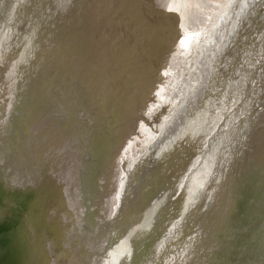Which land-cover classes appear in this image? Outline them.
I'll return each instance as SVG.
<instances>
[{
	"label": "bare ground",
	"instance_id": "6f19581e",
	"mask_svg": "<svg viewBox=\"0 0 264 264\" xmlns=\"http://www.w3.org/2000/svg\"><path fill=\"white\" fill-rule=\"evenodd\" d=\"M192 2L195 4L193 7ZM197 2V0H149L140 5L138 0H0V64L12 68L13 78L17 76L20 84L24 85L22 89L18 85L15 89L17 94L21 91L25 93L21 92L25 98L22 100L21 97L17 98L15 92L17 105L10 106L13 110L8 108L10 112L6 119L0 121L2 127L0 130H5L2 144H8V147L14 145L15 151L22 145L17 142L21 130V127L18 130L17 126H21L26 120L22 117L23 110H18V100L29 104L30 116L33 115L31 118H34L36 123L42 120L44 127H50L52 123L51 125L55 126L52 129H59V132L63 133L64 124L58 119L56 125H53L55 121L52 122V113L57 107L54 103L55 96L59 95L61 87L63 90L66 88L70 79L79 78L78 83L82 84L80 90L87 89V85L97 88L86 98L81 91L74 94L78 96V109L85 113V117L82 114L85 122L87 119L90 120L88 108L95 101H99L98 107L105 111L104 115L107 113L106 118H102L103 121L107 122L110 116L112 120L115 118L117 122H121L116 130L111 132L108 129L110 134H114L113 142L109 141L107 133L103 132L101 135L97 132L95 122V126L89 128V137L83 144L81 137L79 138L80 126H77L79 132L76 131L75 137H78V149L76 146L75 151L71 152L69 146L65 147V161L68 164L65 163L61 175V179L66 182L64 192L66 199L63 197V200L70 210L67 212L70 218L65 215L58 226L50 225L43 228L39 217L33 215L28 208L25 209L28 200L35 204L36 197L26 195L25 185L20 188L13 186L11 178L14 173L6 174L0 162V199H3L0 200V264H55L58 259L60 260L59 250L62 251L63 246L67 248L69 264H159L164 254L168 255V251L174 248L173 244L179 249L183 248L185 264H264V83L260 82L264 79V76L261 77L264 74L262 63L261 70L258 69L255 73L256 77L261 78H258L256 85H252V93L247 92L241 98L242 113L239 118L242 121L247 115L244 120L245 128L239 131L236 125L231 129L230 137L215 147L217 150L225 143L230 146V150L225 153L228 165L223 168L219 181H215L216 177L211 173L213 171L209 172L206 167L203 168L204 171H200L202 169L197 166L198 161H204L200 156L203 154L201 144L198 149L200 155L197 152L198 159H195V167H192L198 168L196 171L199 174L193 172V169L192 173L180 170L185 162L184 158L192 159L193 145L182 148L177 156L170 152L174 162L169 164L170 176L163 178V186L167 184V188L172 190L176 182L180 185L176 195L166 200L171 202L167 208L169 212H162L164 218H169L165 229L166 223L163 222V226H160L159 219L152 220L153 210L151 205L147 204V200L151 198L149 180L157 175L158 171L145 173L142 176L144 180L129 200L126 192L131 182L130 176L137 166L134 159H128L126 167L128 171L123 175V189L116 197L118 199V206L114 212L116 219L108 222L115 199L114 170L117 169L118 159L116 162L114 154L107 157V147L112 144L118 146L121 137L124 134L126 136L130 114L128 108L133 93L129 91L124 94L126 89H123L122 84L129 81L133 84L130 89L136 87L137 93L134 94L138 106H144L145 109V97L150 85L153 83L154 88L158 87L160 69L163 62L165 64L169 61L171 53L164 51L168 52L171 46L176 44V39H180L174 34V27L183 25L184 21L193 15L197 9ZM116 12L124 17L114 23L113 17L116 16L114 15ZM63 16L66 17L68 25L62 22ZM55 19L60 21L61 26ZM117 25L123 32L126 31L124 36L119 30L115 31L114 27ZM75 27L78 29V37H75L74 32L77 31ZM91 27L95 30H91ZM16 31L18 34L14 37L12 32L16 34ZM117 39L120 45L123 44L124 50L126 49L125 51L119 49L118 56L110 48L111 41ZM12 44L14 51L11 50ZM154 47L159 52L152 53ZM127 53L131 54V62L135 65L134 74L130 79L129 75L126 78L128 64L124 67L125 59L127 61L128 58V55H125ZM99 60L102 61L100 65ZM112 72L121 76V87L117 86L115 80L112 83ZM213 78L212 76L210 85H214ZM220 81L221 79H218L215 83L220 84ZM74 83L75 81H72L69 86L72 87ZM250 83L246 82L243 87ZM117 87L122 88V99L114 97ZM30 88L32 91H29ZM225 90L230 92L229 88ZM73 104L72 102V106H75ZM75 108H72L73 111L69 113L67 121L72 120ZM255 108L258 112L255 113V118H251ZM133 113L137 112L133 110ZM190 114L191 111L188 112L189 116ZM71 125H68L70 130ZM99 126L101 128L102 124ZM134 127H138V130L143 129L140 123ZM59 132L53 137L57 143ZM39 142V140L32 142L31 154L43 146V143ZM241 142L245 145V151H240ZM63 144L65 146L64 141ZM116 151L115 149V154ZM18 153H13V156H17ZM87 155L90 157L88 161L93 160L92 164L98 170L93 181L87 176L81 178L79 173L76 174L81 165L80 159L84 160ZM161 155V157L164 155L162 151ZM165 157L167 158L168 154L163 159ZM139 161L140 158L137 162ZM105 164V169L108 170L106 174L100 171ZM158 164L159 168L169 166L168 164L165 166L164 162ZM74 174L75 180L72 178ZM206 174L211 175L208 180ZM192 177H196V181H192ZM3 182L14 193H10ZM78 184H81L80 188H76ZM140 186L143 187L142 190ZM144 189H147V192ZM207 190L209 192H206ZM32 195L39 196L37 193ZM208 195L211 200L207 206ZM12 205L17 206L15 210H12ZM158 208L157 206L155 211ZM163 215L159 216L160 219ZM68 222L71 225H65ZM188 227L190 230L191 227L195 228L193 234L196 232L198 234L202 229L204 234L199 247L204 253L200 257L195 256L190 262V240L186 237ZM68 238L70 240L67 243ZM76 240L79 241V246L73 243ZM43 244L48 248V255ZM184 248L188 249V253Z\"/></svg>",
	"mask_w": 264,
	"mask_h": 264
},
{
	"label": "rangeland",
	"instance_id": "374dc122",
	"mask_svg": "<svg viewBox=\"0 0 264 264\" xmlns=\"http://www.w3.org/2000/svg\"><path fill=\"white\" fill-rule=\"evenodd\" d=\"M148 1L149 0H138V3L144 5ZM197 1V9L194 11L193 15L186 19L183 25L181 24L174 27V34L178 36V38L180 37V39H176V44L171 46L172 48L168 52L163 50L164 53H171L168 57L169 61L167 63L165 62V64L163 62L162 68L160 69L161 77L158 87L154 88L153 83L150 85L152 89L150 87L146 94L145 109L144 106H138L134 94L136 92V87L130 89L133 84L129 83V81L122 84L123 89H126L124 94L129 91L133 93L131 94L130 107L128 108L130 114L126 127V136L124 134L121 137L118 146H113L111 143L112 145L107 147L108 150L106 149L108 152L107 157L114 154V157H116L115 160L118 159L117 169L114 170V174L116 173L115 199L113 198L112 213L108 218V222L116 218V213L114 214L118 206V199H116V197L117 194L122 192L123 175L128 171L126 167L127 161L129 160L134 159V161H136L135 166H137L135 172L130 176L131 182L126 192L129 200L132 198L134 191L137 190V187H139L144 180L142 176H144L145 173L158 171L157 175L149 180V185L151 184L149 188L151 198L147 200V204H150L151 210H153L152 220L159 219L158 221H161L160 226H163V222L166 223L165 229H167V220L169 218H164V213L162 212L168 211V204L171 202L166 200L176 195L180 185L179 182H176L172 190L167 188V184L163 186V178H167L168 175L170 176L171 166L169 164L174 162L170 152L177 156L180 154L182 148L193 145L194 152L192 159L190 160L188 158L187 167L185 166L187 169L186 172H192L193 170H199L198 168H194L191 171L192 167H195V159H198L197 155L200 153L198 149L201 144V147H203L201 149L203 154L199 155L201 156V160L204 159V161L202 160L204 163L202 165V161H198L197 166L202 170L206 167L209 172L213 171L211 172L212 174L222 171L220 168L222 163L218 157L214 155L215 152L217 154L215 147L219 145L218 143L220 141H225L227 137L230 136L231 129L241 122L239 118L240 113H237V110H239L240 103H242L241 98L243 97H241V95L244 92L243 84L246 82V79H248L249 83L251 82L250 80L253 79V76L251 77L249 75V77H247L244 71L249 70L248 72L255 75L258 69L261 70V63L264 65V0ZM194 5V2H192L191 7ZM114 15H116L115 17L112 16L114 18V23L124 17L117 12ZM56 19L55 21L61 26L60 21ZM62 22H66V17L63 16ZM123 25L125 26V23ZM114 28L116 29L115 31L119 30L123 36L126 34V31L123 32L118 25ZM98 29L99 26L94 30L97 32ZM91 30H93V27H91ZM74 33L75 37H78V29ZM12 34L15 37L18 32L16 31V34L12 32ZM119 43L120 41L117 39V41H111L110 44V48L117 56L119 49L124 50L123 44L121 43L120 45ZM13 45L14 44L11 45L12 51L15 49ZM125 46L127 47L128 45L125 44ZM155 48L156 47H154V49ZM154 52L157 53L159 50H152V53ZM125 55H128V53ZM130 57L131 54L128 55L127 61L125 59L126 63L124 64V67L128 64V71L126 72V78L129 75L128 79L134 74L135 67ZM100 60L99 65L102 62ZM110 65H112V62ZM124 71L126 70L124 69ZM112 74V83L115 80L117 86L121 87L122 80L119 73L112 72ZM18 75L20 76V74ZM13 76L14 73L12 68L9 69L7 65L0 64V121L6 119L10 112L8 108L13 110V104L17 105V100L15 99L17 91L15 89L18 88V85H20L21 89L24 87L23 84H20V80L17 79V76L16 78H13ZM212 76L214 77L213 81L215 79L214 85H210V82L212 83ZM79 77L81 78V76ZM78 79H70L66 88L63 90L61 87L59 95L55 96L56 100L54 103L55 105L57 104V107L52 113V122L55 121L53 125H56L59 119L60 123L64 124L62 128H65V131L63 133H60L59 129H52V127H55L51 125L52 123H50V127H44L42 120L36 123L34 118H31L33 115L30 116L31 111L28 109L29 104H25L24 101L20 102V100H18V110H23L22 117L23 120H26L21 126H17L18 130L19 127H21V130H19L20 137L17 142L22 143V145L15 151L13 144V147H8V144H2V136L3 133L5 134V130H0L1 167L6 174L14 173L11 178V184L13 186L20 188L25 185L27 187L26 195L36 197L37 201L35 204L28 200L25 209L28 208L29 211H32L33 215L39 217L40 221H42L40 224L43 225V228L49 227L50 225L58 226V223H61V219L63 220L65 215L67 218H70L69 213H67L70 210H68L69 208L66 206L65 200H63V197L66 199V196H64L66 182L61 179V175L63 174L65 163L68 164L65 161V147L69 146V148H71L69 151L71 152L75 151L76 146L78 149V137H75V134H77L76 131L79 132L77 126H80L81 130L79 138L81 137L83 144H85L86 139L89 137V128H93L95 122L97 123V132L101 135L103 132L107 133V135H109V141L111 142H113L112 138L114 134H110L109 130H111V132L116 130L117 125L121 123L117 122L115 118L112 120L110 116L107 122L103 121L102 118H106L107 113L104 115L105 111L98 107L99 101H95L91 104V107L88 108L90 120L88 121L87 119L85 122L86 119L84 120L83 118L85 113L78 109V96L76 97L74 94L77 91H81L86 98L91 96L92 90H96L97 88L95 89V87L87 85V89L83 88L80 90L79 88L80 86L82 88V84L80 83L79 85ZM218 79H221L220 84L215 83ZM72 81H75V83L70 87L69 85ZM262 81L264 83V79ZM239 82L241 85H239ZM224 87L229 88L230 92H227ZM249 87L252 89V83H250ZM29 91H32V89L30 88ZM250 91L251 90L248 92ZM21 92L24 93L23 91ZM21 92H18L19 95L17 94V98L21 97L22 100H25ZM122 92V88L118 89L117 87L114 97L122 99ZM234 93L237 95L235 96ZM72 102L76 108L72 106ZM72 108H75L72 120L67 121L66 119H69V113L73 111ZM133 110L137 113H133ZM190 111L191 114L189 116L188 112ZM235 113H237V115H235ZM38 114H40V112H38ZM76 114L77 116L75 117ZM28 115L30 118H28ZM185 116L187 117L186 119ZM91 120L93 121L90 122ZM84 123L85 125H83ZM137 123H140V127L143 126V129H141L143 132L138 130V127H134ZM69 124H72L71 130L68 127ZM101 124L102 126L100 128L99 125ZM243 125L244 123L240 126L239 131L243 130ZM187 127H189V130H187ZM0 128L2 127L0 126ZM56 132H59L60 135L59 143L53 138L54 135L56 136ZM9 139L11 140L10 136ZM38 140L43 143V146L41 148L39 147V150L31 154L30 146L32 148V144ZM62 141H64L65 146L64 144L62 145ZM115 149L117 150V154H115ZM14 151L19 152L17 156H13V153H15ZM161 151L164 154L163 157H161ZM167 154L168 157L163 159ZM89 158L87 155L84 160L80 159L81 165L76 174L79 173L81 178L87 176V178L93 181L97 177L98 170L92 164L93 160L88 161ZM139 158L140 161L137 162ZM76 159L78 161V158ZM158 162H164L165 166L167 164L169 166L159 168ZM105 167L106 164L100 168V171L104 174L108 173ZM66 170H68V168H66L65 171ZM74 177L75 174L72 178L74 179ZM74 183L75 182H73V184ZM165 183H167L166 180ZM3 184L6 183L3 182ZM36 187L38 188L36 189ZM80 187L81 184H78V187L76 185V188ZM140 188L142 190L143 187L140 186ZM8 189L10 193H14L11 188L8 187ZM8 189L6 190L7 192ZM89 189L90 187H88V190ZM32 193H37L39 196L32 195ZM0 200L2 201L3 199ZM128 203L130 204V201ZM157 206L159 208L155 211ZM16 207L17 206L14 205L11 206L12 210H15ZM3 208L5 209V207ZM112 214L114 215L112 216ZM160 215H163L162 219H160ZM65 225L71 224L68 222ZM189 227L186 237L190 240V262L195 256L200 257L204 253L203 249L201 250L199 248L204 234L203 229L201 232L198 231V234L197 232L193 234L195 228L191 227L190 230ZM69 240V238L66 240L67 243ZM46 242L48 243V240ZM73 243L75 246H79L78 240ZM64 245H66L65 242ZM173 246L174 248L172 247V249L168 251V255L165 256L164 254L163 260H159V264H185L183 261V248L179 249L176 244H173ZM44 249L45 253L48 255V248H46V245H44ZM61 250L62 251L59 250L60 260L58 259L59 261L57 260L55 264H69L67 248L63 246ZM186 250V253H188V249ZM180 254L182 255L181 257Z\"/></svg>",
	"mask_w": 264,
	"mask_h": 264
},
{
	"label": "water",
	"instance_id": "95a60500",
	"mask_svg": "<svg viewBox=\"0 0 264 264\" xmlns=\"http://www.w3.org/2000/svg\"><path fill=\"white\" fill-rule=\"evenodd\" d=\"M249 70H245L244 72H245V75H250L251 77L253 76V79L252 80H250L251 79V77H250V81H251V83H252V85L253 84H255L256 85V81L258 80V78L260 79L261 77L263 78V76H264V74H262V76L261 77H256L255 75H253L252 73H250V72H248ZM247 80V79H246ZM245 81V80H244ZM246 82H248V81H246ZM246 82H244V84H246ZM260 82H263V81H260ZM243 84V85H244ZM239 85H241L240 84V82H239ZM245 86V85H244ZM242 88V87H241ZM249 90H251V88L249 87V85H247V87H244V92H243V94L241 95V97H243V96H245V94L249 91ZM252 91L253 90H251L250 92L252 93ZM249 92V93H250ZM234 95L236 96L237 94L236 93H234ZM242 100V99H241ZM242 110V106H241V108H240V111ZM239 110H237V112H238ZM258 112V110L255 108V110L253 111V113H252V115H251V118H255V113H257ZM238 113H240L239 115H241V113L242 112H238ZM247 116V115H246ZM246 116L245 117H243V119H242V121H241V123L240 124H237V126L240 128V126L242 125V123H244V125H243V129L245 128V123L246 122H244V120H245V118H246ZM249 126V125H248ZM242 128V127H241ZM230 137V136H229ZM241 137V136H240ZM227 140V139H226ZM225 140V141H226ZM225 141H220V142H222V143H224ZM231 141V140H230ZM218 144H221V143H218ZM244 145V143L243 142H241V149H240V151H245V145ZM243 146V147H242ZM230 146H229V144H227V143H225V144H222V145H220L219 146V149L217 148V154L215 153V155H216V157H218V159L221 161V169H222V171L220 172V171H218L217 173H215V174H212V176L213 177H216V180L215 181H219V176L220 175H222L223 174V168H225V165L227 164L228 165V163H227V159H225V153H226V151H228V150H230V148H229ZM243 148V149H242ZM247 148H249V147H247ZM186 155V154H185ZM184 155V156H185ZM185 159V162H184V164L181 166V169L180 170H185V172L187 171V169H186V167H187V160H188V157H186V158H184ZM222 159V160H221ZM186 166V167H185ZM228 167V166H227ZM193 169V168H192ZM191 169V170H192ZM207 169V168H206ZM196 172V173H198L199 174V172L198 171H196V170H193V172ZM200 171H204V169L203 170H200ZM186 173H189V171L188 172H186ZM192 173V172H191ZM190 173V174H191ZM230 174V173H229ZM207 176V180H208V178L209 177H211V175L210 174H206ZM193 179H192V181H196V177L194 178V177H192ZM217 182H216V184H217ZM206 192H209V190H207ZM206 205L208 206V204H209V201L211 200V197L208 195L207 197H206ZM207 215V214H206ZM236 216H238L237 214H236ZM235 216V217H236ZM205 217V220H206V216H204ZM116 219V218H115ZM236 219H237V217H236ZM235 219V220H236ZM203 221H204V218H203ZM200 231V230H199ZM213 237H214V235H213ZM215 254V253H214Z\"/></svg>",
	"mask_w": 264,
	"mask_h": 264
}]
</instances>
